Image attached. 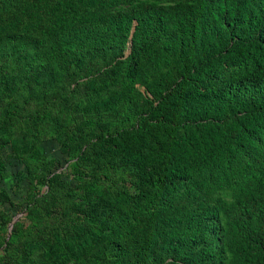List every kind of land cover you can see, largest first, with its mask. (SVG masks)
<instances>
[{
	"label": "trees",
	"instance_id": "16d2710c",
	"mask_svg": "<svg viewBox=\"0 0 264 264\" xmlns=\"http://www.w3.org/2000/svg\"><path fill=\"white\" fill-rule=\"evenodd\" d=\"M4 145L0 264H264V0H0Z\"/></svg>",
	"mask_w": 264,
	"mask_h": 264
},
{
	"label": "rangeland",
	"instance_id": "374dc122",
	"mask_svg": "<svg viewBox=\"0 0 264 264\" xmlns=\"http://www.w3.org/2000/svg\"><path fill=\"white\" fill-rule=\"evenodd\" d=\"M11 139L12 142L19 144L33 139L29 136L26 122L21 124L19 132L14 134ZM32 156L34 159L42 157V164L45 168L54 172H65V170H70L71 167V156L68 158L63 150L51 139L39 142V146ZM0 164L6 173V176L0 179V191L5 193L13 204V207H10L7 203H0V212L6 214L10 220L7 225L0 228L1 241L7 237L8 227L11 222H15L16 220L24 221L21 209L27 184L24 180V169L17 160L10 156L8 145L0 147Z\"/></svg>",
	"mask_w": 264,
	"mask_h": 264
},
{
	"label": "water",
	"instance_id": "95a60500",
	"mask_svg": "<svg viewBox=\"0 0 264 264\" xmlns=\"http://www.w3.org/2000/svg\"><path fill=\"white\" fill-rule=\"evenodd\" d=\"M12 224H13V222H11V223L9 224L7 235L9 234V230H10Z\"/></svg>",
	"mask_w": 264,
	"mask_h": 264
}]
</instances>
